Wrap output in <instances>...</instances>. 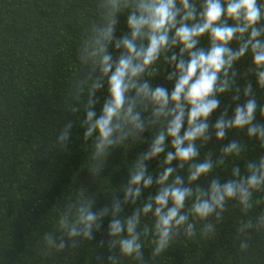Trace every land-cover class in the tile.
Returning a JSON list of instances; mask_svg holds the SVG:
<instances>
[{
    "label": "clouds",
    "instance_id": "clouds-1",
    "mask_svg": "<svg viewBox=\"0 0 264 264\" xmlns=\"http://www.w3.org/2000/svg\"><path fill=\"white\" fill-rule=\"evenodd\" d=\"M122 13L127 14L128 31L117 37ZM205 36L209 46L198 47ZM233 42L238 46L233 47ZM110 46L118 55L109 51ZM177 47L178 53L173 51ZM248 54L252 58L249 71L264 89L261 0H95V18L84 29L77 51L80 71L71 82L66 100L68 111L78 113L82 106L86 114L81 126L84 141H92L89 171L99 175L111 150L129 140H140L147 130L155 131L147 150L130 165L128 178L118 190L122 196L114 194L110 203L94 210V199L81 192L60 212L57 228L44 233L42 244L58 252L69 245L75 249L78 243L94 239L103 218L110 217L109 251L118 248L120 256L145 264V240L157 258L181 234L196 236L197 221L202 222L201 235L215 233L230 201L244 212L253 208L254 193L264 191V155L247 162L244 173L238 165L232 167L226 182L212 178L207 187L196 183L212 173L214 166H220L225 157L239 158L245 151L239 141L233 140L222 147L219 159L213 160L209 153L197 163V144H207L213 132L216 140L223 141L229 130L247 129V136L257 139L264 148V123H254L257 110L264 117V106L258 105L251 82L242 90L245 102L237 104L233 115L229 117L225 110L214 124H209L220 106L217 97L233 91L236 84L234 65ZM161 58L171 66L167 74V80L174 82L170 92L144 79L156 74ZM105 85L107 97L97 112L96 94ZM234 92L233 99L239 100L241 89ZM72 127L71 122L64 124L54 146L67 148ZM168 148L172 150L166 152ZM162 154L154 179L147 162ZM174 161L178 162L175 166ZM185 165L186 179L178 174ZM154 184L158 186L154 196L126 218L121 215L125 205H135L142 192ZM148 216L153 223L141 229L142 217ZM253 228L264 229V214L255 222H243L238 232L244 234ZM103 244L101 241L99 246ZM248 247L247 240L239 243L241 251ZM96 260L103 264L102 257Z\"/></svg>",
    "mask_w": 264,
    "mask_h": 264
},
{
    "label": "trees",
    "instance_id": "trees-1",
    "mask_svg": "<svg viewBox=\"0 0 264 264\" xmlns=\"http://www.w3.org/2000/svg\"><path fill=\"white\" fill-rule=\"evenodd\" d=\"M94 18L95 0H0V264H97L98 256L103 258V264H137L132 257L120 256L118 248L109 251L110 217L103 218L94 239L78 243L75 249L69 245L58 252L47 249L41 241L44 233L57 228L60 212L81 192L94 199V210L110 203L112 195L122 196L118 190L128 178L130 165L147 150L155 131L147 130L140 140H129L111 150L99 175L93 176L89 171L92 141H84L81 126L86 114L82 106L78 113L68 111L66 100L71 82L80 71L77 51L82 33ZM126 18V13L118 17L117 37L128 31ZM208 46L207 36L202 37L198 47ZM232 46L238 45L233 42ZM109 51L118 55L114 46ZM173 51L178 53L179 48ZM251 66L250 54L236 62V84L233 91L217 97L220 106L209 118L210 126L225 110L231 117L237 104L245 102L242 90L249 82L258 105L264 106V89L259 88L255 75L249 71ZM157 67L155 75L144 79L153 87L164 86L170 92L174 84L167 80L171 66L161 58ZM235 88L241 89L239 100L233 99ZM106 97L105 85L96 94L97 112ZM67 122L73 124L72 135L67 148L61 149L54 146L55 138ZM254 123H264L259 110ZM246 132L247 129L229 130L223 141L216 140L213 132L207 144H197V163L209 153L213 160L219 159L222 147L233 140L245 149L239 158L225 157L197 184L207 187L212 178L226 182L231 178L232 167L238 165L244 173L247 162L264 155L260 142L249 138ZM166 143L170 144V140ZM169 150L172 149L166 152ZM163 155L147 162L154 179ZM177 163L174 161L173 166ZM187 167L178 172L185 179ZM157 191L155 184L145 189L135 205L124 206L121 215H131ZM257 199L259 204L255 203ZM253 200L254 206L247 212L230 201L215 233L201 235L202 222L197 221L196 236L181 234L157 258L145 240V264H264V229L238 232L243 222H255L264 214V191L254 193ZM188 203L190 206L191 200ZM152 219L142 217L141 229L151 225ZM244 240L249 247L241 251L239 243ZM101 241L103 247L99 246Z\"/></svg>",
    "mask_w": 264,
    "mask_h": 264
}]
</instances>
